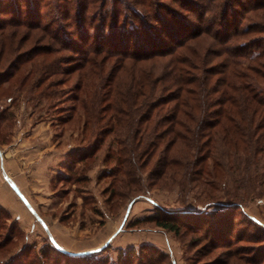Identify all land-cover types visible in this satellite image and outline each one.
I'll return each instance as SVG.
<instances>
[{"label":"trees","instance_id":"16d2710c","mask_svg":"<svg viewBox=\"0 0 264 264\" xmlns=\"http://www.w3.org/2000/svg\"><path fill=\"white\" fill-rule=\"evenodd\" d=\"M45 1L0 0V99L19 94L53 112L72 103L57 124H74L91 146L70 152L61 181H82L102 151L114 201L139 194L143 172L151 187L204 194L201 210L155 206L133 226L196 235L204 255L235 245L237 211L264 185V0H54L49 12ZM210 206L225 210L211 219ZM8 219L0 207V264H163L133 249L115 260L69 254L49 241L30 258L9 253L21 232ZM248 219L256 230L241 238L257 262L245 263L260 264L264 226Z\"/></svg>","mask_w":264,"mask_h":264},{"label":"rangeland","instance_id":"374dc122","mask_svg":"<svg viewBox=\"0 0 264 264\" xmlns=\"http://www.w3.org/2000/svg\"><path fill=\"white\" fill-rule=\"evenodd\" d=\"M53 2L46 0L43 10L51 11ZM42 103L45 101H26L19 94H13L10 100L0 99V106L9 107L6 111L10 115L7 127L2 128L7 141L0 143V207L9 215L6 223L9 225L14 220L21 232L13 245H9V253L23 248L30 258L49 241L66 253L94 251L96 256L112 260L119 256L123 259L133 249L136 259L153 254L152 258L163 264H205L214 258L221 264H249L245 260L255 263L257 259L252 258L256 255L251 250L254 243L241 236H250L256 230L248 217L264 226V185H254L252 194L237 211L239 221L234 230L237 243L204 255L208 248L203 247L206 244L203 241L198 245L196 235L175 236L151 223L133 226L135 221L152 214L155 206L168 211L205 208L200 189L184 194L175 186L151 187L143 172L139 175L140 193L121 202L114 201L108 179L103 178L109 163L102 162V151L89 160L82 181H61L68 174L70 152L81 148L84 151L91 144L81 141L76 127L72 130L74 124L64 127L57 124L56 116L66 115L63 110L72 104L70 101L59 103L61 109L56 112ZM224 210L218 206L206 208L212 212L211 219L219 217ZM228 249L237 250V259L226 254ZM2 254L7 256L8 252ZM259 261L264 264V258Z\"/></svg>","mask_w":264,"mask_h":264},{"label":"crops","instance_id":"0c3cea01","mask_svg":"<svg viewBox=\"0 0 264 264\" xmlns=\"http://www.w3.org/2000/svg\"><path fill=\"white\" fill-rule=\"evenodd\" d=\"M65 252H67V251H65ZM69 254H79V253H77V252H68ZM81 253V252H80Z\"/></svg>","mask_w":264,"mask_h":264}]
</instances>
